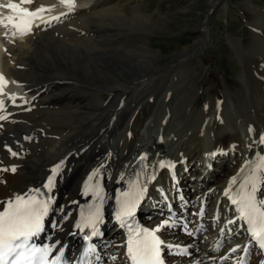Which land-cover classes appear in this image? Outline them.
<instances>
[{
  "label": "bare ground",
  "instance_id": "1",
  "mask_svg": "<svg viewBox=\"0 0 264 264\" xmlns=\"http://www.w3.org/2000/svg\"><path fill=\"white\" fill-rule=\"evenodd\" d=\"M224 1L210 0L199 26L198 39L185 45L171 60L173 64L184 56L197 55L190 68L175 64L171 69V64L157 63L156 51L148 48L145 41L148 38L139 34L158 28L168 14H144L139 7L141 2L137 1L133 6L130 0H75V7L69 12L59 0H33L35 8L50 9L46 10L47 14H62L27 35H13L12 28L0 27V69L6 76L5 84L15 85L9 92L0 94L4 104L0 116L6 117L0 120V169L16 168L14 173L0 171V210L16 195H24L47 183L51 170L60 165L51 190L47 189L45 200L50 197L51 203L43 220V230L37 235L42 243L55 246L50 259L62 251L60 264H71L76 244L82 239L74 227L78 208L83 201H96V192L100 191L104 199L100 207L103 218L100 226H109L104 237L117 238L114 241L98 239L100 263L126 264L127 257L122 244L118 243L120 231L109 218L121 193H138L142 189L136 211L146 216L155 214L150 222L154 227L165 221L171 225L160 230L165 255L172 254L174 260L185 259L178 247L186 246L195 256L182 264H264V256L249 241L243 223L232 211L234 206L225 196L230 181L235 179L231 188L241 186L251 175L258 157L264 156L261 142L264 95L254 96L258 83L249 81L259 79L264 86V55L244 50L248 40L256 47L255 34L263 36V30L259 31L260 25L254 21L258 12L248 3L242 5L249 11L247 37L243 39L233 34L225 39L233 46L231 56L243 60V77H240L243 86L229 91L226 84L221 86L218 74L210 73L207 75V91L212 102L208 105L209 112L200 120L196 119L191 133L187 124L177 118L176 106L186 94L192 96L195 89L192 86L197 84L198 87L199 79L209 69L203 53L214 44L213 11ZM7 2L0 0V4ZM53 4L60 6L59 9L51 10ZM130 5L132 9L128 8ZM192 6L193 2L187 3L184 11H193ZM7 11L0 8L2 15ZM129 11L132 12L126 15ZM43 17L48 16L43 14ZM184 30L191 31L188 26ZM131 33H135L131 37L142 38L137 45L123 42L124 36ZM157 79L161 87L150 95L145 84ZM227 95H231L233 106L247 111L241 125L246 130L252 125L253 136H247L249 142L245 148L236 138L240 132L230 119L228 109V121H224ZM168 96L172 98L169 107L172 113H159L158 122L165 121L169 131L163 135L158 133L159 127L154 121H157V108L165 106ZM143 131L146 137L142 136ZM157 136L162 139L157 140ZM234 144L238 147L233 148ZM7 148L17 156H12ZM206 148L208 154L214 153V158L220 162L207 175L194 174V165L201 162ZM156 151L161 153L154 154ZM142 156L146 158L141 160ZM229 157H234V161ZM161 162L166 166L161 167ZM168 164L175 167L170 169ZM202 167L204 170V165ZM217 169L227 171L217 178ZM157 174L163 175L161 190L155 187L156 182L159 183ZM192 175H196L193 182L200 178L199 188H193L194 185L182 188L180 184L185 185ZM257 200H264V184L257 193ZM208 201H211V212L215 211L204 216V205ZM193 204L191 211L182 209ZM215 205L221 206L217 216H213L218 212ZM179 218L190 219V235L185 236ZM230 220L235 222L229 223ZM195 232L197 239L193 236ZM229 237L236 242L228 243ZM220 244H223L221 249ZM105 251H109L108 254Z\"/></svg>",
  "mask_w": 264,
  "mask_h": 264
},
{
  "label": "snow or ice",
  "instance_id": "2",
  "mask_svg": "<svg viewBox=\"0 0 264 264\" xmlns=\"http://www.w3.org/2000/svg\"><path fill=\"white\" fill-rule=\"evenodd\" d=\"M33 0H19L13 2L8 0L5 4H0V8H5L9 11V15L0 14V26L4 28H12L13 35H27L31 31L33 21L41 18V13L46 10L44 7H38L34 11L29 10L23 5H30ZM61 6L66 7L70 12L75 7V0H59ZM53 19H59L53 17ZM6 86L3 76H0V94H3V89ZM3 101H0V109H3ZM6 119L5 116H0V120ZM261 142L264 143V137H261ZM7 151L12 156H17V153L11 148ZM146 157H141V160ZM161 167L166 165L161 162ZM170 169L175 167L173 164H168ZM60 165L55 166L51 171L45 188L51 190ZM0 171L15 172L16 168L0 169ZM235 183V179L230 181L229 189L225 190V196H228L230 202L236 206L238 213L237 219L244 221L247 225V230L253 241L261 250H264V200H257V193L264 184V156L258 157V162L252 166L251 175L246 178L240 186V191L235 197L229 195L231 185ZM39 190H37L38 192ZM143 195V190H138V193L124 192L117 198L119 205L116 212V219L121 226H127V220L132 217L136 205L140 197ZM96 196L103 203V195L100 191L96 192ZM123 197V198H121ZM51 198L47 200H39L36 195L24 194L16 195L13 199L6 202L3 211H0V264H60L62 251L60 255L49 259L54 245H44L36 247L30 243L33 237L37 236L43 230V220L48 213ZM101 205H97L94 212L90 211L87 217L82 218V222L77 223L76 227L81 231L85 227L91 229V236L99 234L98 224L103 222L100 212ZM235 221H229L234 223ZM170 227L167 221L159 225L154 230L143 228L130 229L127 239V256L131 264H164L161 259V246L163 241L156 235L162 228ZM91 237L85 236V239ZM94 251V249H89ZM233 252L237 249H232ZM247 251V249H245ZM243 260V257L241 258Z\"/></svg>",
  "mask_w": 264,
  "mask_h": 264
},
{
  "label": "rangeland",
  "instance_id": "3",
  "mask_svg": "<svg viewBox=\"0 0 264 264\" xmlns=\"http://www.w3.org/2000/svg\"><path fill=\"white\" fill-rule=\"evenodd\" d=\"M130 1L133 2L132 3L133 6L136 3V1L141 2L139 3V7L144 14L159 13L164 16L168 14L167 18H165V20L158 26V28L152 29L146 34L145 33L139 34V35H143L146 38H148L147 40L145 39L144 40L147 42L148 48H151L152 50L156 51L157 63H160L162 65L171 64L169 67L171 69L175 67L176 65L190 68V66L192 65V62H191L192 59H194V57H196L197 55L184 56L182 57L180 61L173 62V64L171 60L175 57L176 54L182 51L185 45H189L194 40L198 39L197 35L198 33H200L198 32V30L200 31L199 26L202 23L201 21L204 20V17L206 14L204 11L209 7L210 0H161V1L160 0H130ZM190 2H193V6L191 7L193 11L185 12L184 10L187 7V3H190ZM245 3H248L250 7H254L253 9L256 12H258V17H256V20L254 21L256 22V24L259 23L260 25V27L258 26L259 31L263 30L262 34H264V0H245V1L244 0H225L224 3H222L217 9L213 11V16H212L213 25H211V29H212L211 34L214 37V41H213L214 44L208 49V51H205V53H203L204 54L203 58L205 61L207 60V66L209 67V69L206 71L207 73L203 75V78H202L203 80L199 79L198 87H196L197 84L192 86V87H195L194 90H196V91L193 90L194 93H191L192 96L187 97L189 95L186 94L184 97V99L185 98L186 99L181 100V102H179L178 105L176 106V109H178L176 111L179 113L177 118L179 117L178 120L184 121L187 124L186 126H188V129H189L188 133L193 132L194 127H196L194 125L197 124L196 122L209 112L208 105L211 104L212 102L209 99L210 96L207 91L208 84H209V81H208L209 77H207L208 74L210 73L218 74L219 79L221 78L222 80L221 86H225L226 84L227 90L229 91H232V90L236 91V89H239V87L243 86V81L240 79L243 73V67H242L243 60H241L239 56L235 58L231 56V51H232L233 46L232 44H228V42L225 39L226 37H230L233 34H235L237 37H241L244 39L247 37V32H250L249 31L250 28L247 27V24H246L248 23L247 13L249 11H247V8L246 9L242 8V5H245ZM132 5H130L128 8L132 9L133 7ZM131 12L130 11L126 12V15H129V13ZM221 13L224 14L225 17H222ZM245 14H246V18H244ZM186 22H188V24H186ZM185 26H188V29L189 30L191 29L192 32L184 30ZM213 31L215 34L213 33ZM133 34L131 33L129 35L128 34L125 35L123 42H125V44H129L133 46H134V43L137 45L139 43V40L142 38H137V36H135L136 38L131 37L133 36ZM257 34L258 33L255 34L256 37L258 38V40L256 39L257 42H255L256 47H253L249 43V40H248L245 43L246 45H248L247 48L244 49L245 53H247L248 51L249 53L256 51L255 53L264 55V52H263L264 51V35L261 36ZM121 37H123V35ZM140 55L143 57L142 52H140ZM150 55L151 53H148V56ZM240 61L242 62V64ZM258 80L259 79L249 80L250 82L257 81L256 83H258L256 87H254L257 93V94L255 93L254 96L264 95V86ZM259 85H261L262 87ZM145 86H146V90L150 91V95L156 94L155 89L158 87L159 88L161 87L158 84V79L154 80V82L152 81L151 83L145 84ZM170 97L171 96H168V98L164 100L165 106L163 108L161 109L157 108V111H159L157 114V121L156 120L154 121V125L157 122V125L159 127L158 133L159 134L163 133V135H165L164 133L169 134V131L166 129L167 124L165 123V121H162L161 124L158 122L160 119L159 113H163L164 111L166 112V114H168V112L169 114L172 113V111H170L169 109V107L171 106V99H172V98L170 99ZM151 99L152 97L150 98V100ZM143 100L144 101L148 100V98H144ZM225 109L226 111H225L224 121L226 122L228 121L227 112L229 110L230 119L232 120V122H234L235 125H238L237 129L240 130L239 127L241 125V120L247 117V111L244 108L233 106L231 95L226 96V108ZM217 112L220 114L221 111L219 110ZM196 119L198 120L196 121ZM245 125L248 126L247 123H245ZM228 130L233 132L234 129L232 130L228 126ZM236 138L237 140L239 139L241 140L242 134L240 133ZM161 139H162L161 137L157 136V140H161ZM237 157L240 158V155L238 154ZM232 159H234V157ZM218 171L219 170L217 169L216 177L221 178L225 175L224 172L227 170L225 169L223 170L224 172L222 171L224 175L222 174V172H218ZM158 175L161 177L160 180H158L159 179ZM158 175H157L158 176L157 181H159V183L156 182L155 186L159 190H161L163 175L161 174H158ZM187 184L189 185L190 183H187ZM163 193L165 192L163 191ZM206 206H207V210L206 212H204L203 214L204 216L209 212V209L211 207L210 202H207ZM189 207L190 209L193 208L192 205ZM151 217H154V215H152ZM205 239L206 241H208L206 237ZM199 244H201V242ZM193 256H186V260H189V258H192ZM173 264H177V262Z\"/></svg>",
  "mask_w": 264,
  "mask_h": 264
}]
</instances>
